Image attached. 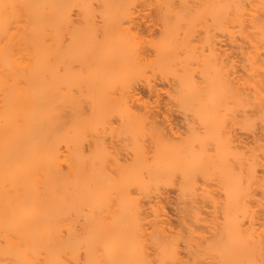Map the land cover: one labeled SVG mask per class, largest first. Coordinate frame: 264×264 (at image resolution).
<instances>
[{
	"label": "bare ground",
	"instance_id": "obj_1",
	"mask_svg": "<svg viewBox=\"0 0 264 264\" xmlns=\"http://www.w3.org/2000/svg\"><path fill=\"white\" fill-rule=\"evenodd\" d=\"M0 264H264V0H0Z\"/></svg>",
	"mask_w": 264,
	"mask_h": 264
},
{
	"label": "rangeland",
	"instance_id": "obj_2",
	"mask_svg": "<svg viewBox=\"0 0 264 264\" xmlns=\"http://www.w3.org/2000/svg\"><path fill=\"white\" fill-rule=\"evenodd\" d=\"M140 92H141V94L144 97H146V98L149 97V93H148V91L146 89L142 88L140 90ZM165 104H166V96L163 94L162 97L160 98V106H159L160 108L159 109H161V108L164 109L165 108ZM174 119L176 120L175 122L180 123V117L177 116V117H174ZM170 197H171V200H174V195L173 194H171ZM172 213L175 214V212L173 210H172ZM174 214H172L171 216H174ZM172 218H174V217H172Z\"/></svg>",
	"mask_w": 264,
	"mask_h": 264
}]
</instances>
